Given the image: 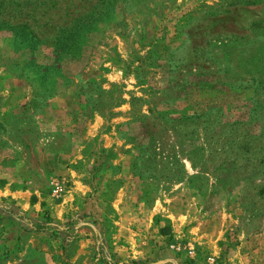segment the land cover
<instances>
[{
  "label": "rangeland",
  "instance_id": "1",
  "mask_svg": "<svg viewBox=\"0 0 264 264\" xmlns=\"http://www.w3.org/2000/svg\"><path fill=\"white\" fill-rule=\"evenodd\" d=\"M0 264H264V0H0Z\"/></svg>",
  "mask_w": 264,
  "mask_h": 264
},
{
  "label": "crops",
  "instance_id": "2",
  "mask_svg": "<svg viewBox=\"0 0 264 264\" xmlns=\"http://www.w3.org/2000/svg\"><path fill=\"white\" fill-rule=\"evenodd\" d=\"M74 151L55 153L52 157L48 158L49 160H53V163L59 166H68L71 161H74L75 158L72 157ZM72 172H75L73 169H67L68 176L72 175ZM76 173V172H75Z\"/></svg>",
  "mask_w": 264,
  "mask_h": 264
}]
</instances>
